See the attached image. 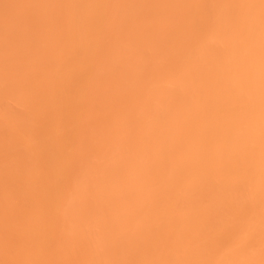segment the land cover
Here are the masks:
<instances>
[{
  "label": "bare ground",
  "instance_id": "1",
  "mask_svg": "<svg viewBox=\"0 0 264 264\" xmlns=\"http://www.w3.org/2000/svg\"><path fill=\"white\" fill-rule=\"evenodd\" d=\"M0 264H264V0H0Z\"/></svg>",
  "mask_w": 264,
  "mask_h": 264
}]
</instances>
